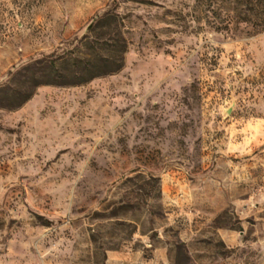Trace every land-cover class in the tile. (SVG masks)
<instances>
[{
    "label": "rangeland",
    "instance_id": "rangeland-1",
    "mask_svg": "<svg viewBox=\"0 0 264 264\" xmlns=\"http://www.w3.org/2000/svg\"><path fill=\"white\" fill-rule=\"evenodd\" d=\"M235 5L0 0V264H264V30Z\"/></svg>",
    "mask_w": 264,
    "mask_h": 264
},
{
    "label": "trees",
    "instance_id": "trees-1",
    "mask_svg": "<svg viewBox=\"0 0 264 264\" xmlns=\"http://www.w3.org/2000/svg\"><path fill=\"white\" fill-rule=\"evenodd\" d=\"M231 3L236 4L234 7L237 10V16L239 21H242L244 23L252 25L254 28H256L257 32L263 31L264 30V0H229ZM234 8V9H235ZM230 16V15H228ZM3 24L0 21V42H2L7 36V33L5 32L6 30L3 29ZM225 24V28L227 29L228 26ZM68 56L60 55L58 56L57 60H66ZM50 59V55L44 56L41 61L47 62V60ZM75 64L78 67L77 70L73 74V78L71 80H66L64 77L66 74L60 73L58 70L57 77L58 78H47V79H37L36 85L40 84H58V85H63V84H77V83H82L85 82L93 77H96L98 75H102L105 73H112L117 70H119L123 66V56L120 59V61H109V60H104V64H98V63H90L86 59H82L79 57L74 58ZM80 61V62H79ZM87 62V63H86ZM56 63V59H52L49 61V63L46 65V68H54ZM101 65H106L108 67L107 70H101ZM83 66V67H80ZM42 77H49L51 75V71H43L42 72ZM73 79V80H72ZM32 93L28 94L26 98H24L23 101L27 100ZM187 257V255L185 256ZM191 264V263H190Z\"/></svg>",
    "mask_w": 264,
    "mask_h": 264
},
{
    "label": "water",
    "instance_id": "water-1",
    "mask_svg": "<svg viewBox=\"0 0 264 264\" xmlns=\"http://www.w3.org/2000/svg\"><path fill=\"white\" fill-rule=\"evenodd\" d=\"M94 20L90 23V25L87 27V30L90 28V26L93 24Z\"/></svg>",
    "mask_w": 264,
    "mask_h": 264
}]
</instances>
